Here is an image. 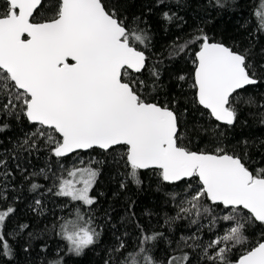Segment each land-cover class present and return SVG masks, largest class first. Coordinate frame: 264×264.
<instances>
[{
	"label": "snow or ice",
	"instance_id": "1",
	"mask_svg": "<svg viewBox=\"0 0 264 264\" xmlns=\"http://www.w3.org/2000/svg\"><path fill=\"white\" fill-rule=\"evenodd\" d=\"M128 4L0 0V264H17V245L29 264H68L101 246L106 232L111 240L101 264H264V153L254 160V142L241 141L239 153L224 143V129L245 108H256L252 114L264 125V48L257 51L254 42L264 35V0H254L248 46L226 45L196 28L159 53L152 52L145 11L130 14ZM187 4L153 0L146 13L165 6L167 30L184 20L173 6ZM238 6L203 0L206 11ZM190 50V82L176 74L179 93L158 100L167 87L163 69ZM185 85L194 90L190 99ZM190 110L215 123L192 120L189 129L183 118ZM14 124L21 134L6 136ZM203 136L208 146L196 150L184 142ZM105 164L119 177L113 197L130 185L142 189L144 173L175 186L165 193L175 215L145 209L142 223L126 197L114 222L116 208L101 210L103 193L93 194ZM25 201L29 219L7 228ZM220 222L227 226L216 232ZM257 226L252 241L247 230ZM205 230L214 238L204 240ZM53 237L61 242L55 247Z\"/></svg>",
	"mask_w": 264,
	"mask_h": 264
},
{
	"label": "trees",
	"instance_id": "2",
	"mask_svg": "<svg viewBox=\"0 0 264 264\" xmlns=\"http://www.w3.org/2000/svg\"><path fill=\"white\" fill-rule=\"evenodd\" d=\"M150 4H153V0H129L128 10L130 14L145 11L148 23L151 25L153 44L152 52L154 53L161 52L164 47L171 44L176 37L183 38L186 36V34L191 33L196 28H203L209 37L215 39L216 41L223 42L229 46L238 45L240 48H244L248 46L250 40L253 39L248 34L252 31L254 24V21L251 20L254 0H239L238 7H230L227 10L209 9L207 11L203 7V0H188L186 7L177 9L175 6H173L172 10L177 12L178 15L182 16L184 20L167 25V30H165L164 22L160 18L161 12L163 10H167L166 7L163 5L160 8L153 7V12L151 14H147L146 8ZM178 23L180 24L179 27L177 26ZM242 25L244 26L242 27ZM254 42L257 51H259L261 48H264V35L256 37ZM193 68L194 65L192 64V50L189 51L188 55L182 56L175 63H171L165 67L163 69L161 79L164 81L167 87L160 92V94L157 96V99L160 101L166 99L164 94L165 92L170 95L178 94L180 89L176 87V81L174 79L175 75L184 74L189 77L190 82ZM193 91V89L185 85L184 92L189 94L188 99L191 98L190 94ZM261 92H264V89H258V93ZM153 95H155V93H153ZM256 98L257 100H261V96L259 94H257ZM186 103L187 100L182 99L181 103L177 105V107L183 109ZM256 112V108L243 109L240 114L239 122L232 128L224 129V143L226 147L229 149L235 148L239 153L240 149L243 147V145L240 143L241 141L247 140L249 143L254 142L258 146L259 151L256 147L250 148L248 151L254 160H259L261 159V153H264V145L259 144V141L264 140V125L260 124L258 122V118L252 114ZM183 119L186 122H189V129L191 128L190 122L192 120H198L204 125L215 123L214 121H210L207 116H201L199 112H195V110H190V112L186 114ZM20 134L21 129L14 124L13 130L7 132L6 136L15 138ZM206 141L207 136H203L195 137L191 140L186 137L184 142L188 145V147L196 150L198 147L208 146ZM95 155L98 159H103L105 156V154L99 152L98 150ZM71 159V157L66 158V160L69 162ZM34 163L37 164V166H42V161H34ZM253 167H255V165H253ZM142 178L145 181L142 189H137L134 185H130L128 189L120 194L119 197H113V193L119 188V177L116 176L115 169L111 164H105L103 167L102 174L100 175L99 180L94 188L93 194L99 195V193H103L102 196H99V206L101 210L108 208L110 205L116 208V211L113 213L114 222L117 218L124 215L126 197L136 202L134 211L138 216L141 217L142 223L147 224L146 218L142 216V213L145 209H150L156 212H160L161 209H164V211H166L169 215H175V206L165 195L166 192L172 190L175 186L161 185L158 178L154 175H151L150 173H144ZM181 184H183V182H181ZM176 190L179 191L178 188ZM180 198H182V194L181 196L177 197V200ZM56 202L59 203V201ZM26 204L27 201L24 202V205L19 207L17 216L10 219L7 224V228H13L18 219H29L28 211L25 206ZM217 213L220 215L224 214L220 209H217ZM100 214L102 215V211ZM156 219L157 217H153L152 222L155 223ZM101 222L103 223V221ZM182 223L186 224L187 221ZM226 226V222H220V224L217 226L216 232H220L221 229L225 228ZM258 229L259 226H257V228H250L247 230L250 240L255 241V239L258 237ZM214 235L215 233H209L207 230H205L203 239L210 240L214 238ZM110 240V233L106 232L101 246H98L94 251H87L82 257H69L68 264H101L103 251L108 246ZM23 242V240L20 241V243ZM49 243L52 245V247H55L61 242L53 237L49 240ZM243 251V248H241L239 251H234L233 258H237L243 253ZM17 253V264H29L28 258L18 245ZM97 253H100V255ZM34 259L35 257H33V260Z\"/></svg>",
	"mask_w": 264,
	"mask_h": 264
}]
</instances>
